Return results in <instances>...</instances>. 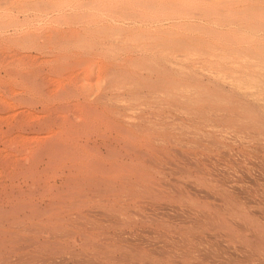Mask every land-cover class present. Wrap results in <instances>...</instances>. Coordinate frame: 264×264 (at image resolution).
Wrapping results in <instances>:
<instances>
[{"label": "rangeland", "instance_id": "1", "mask_svg": "<svg viewBox=\"0 0 264 264\" xmlns=\"http://www.w3.org/2000/svg\"><path fill=\"white\" fill-rule=\"evenodd\" d=\"M1 1L2 0H0V6L3 5L4 7L3 6L0 7L2 8L0 9V13H1L0 22L6 21L5 23H7V26L4 28L5 25L3 24L4 22H2V24L0 23L1 24L0 48L2 47L0 49V102H1L0 108H2L0 109V127H2L0 128V164H2L0 165V179H1L0 203H1V199L4 197L5 200L3 203H6L7 207H9L10 206L9 204H11V202H9V199L11 198L12 192H14L12 194L13 196L16 192H20L18 191V189L21 190L22 188V190H25L28 193L29 191L33 192V190L38 187L37 190H34V194L37 195L35 196L34 194H32V196L34 195L32 199H34L36 205L40 204L38 205V208L39 209L45 208L44 210H48V211L54 208L53 211L54 212L56 211L58 215H62L65 220L66 217L67 219L69 218L68 222L67 220L65 222L64 219L62 221H59L58 226L60 225L62 226L63 223L65 225V226L63 225L64 229L62 230L61 229L59 230V228H57V230L56 228H53V226L56 225H52L51 228L50 222L48 223L47 221L46 222L49 224L48 225L45 222L47 226L44 223H43L44 225L43 224L41 225V223H39L40 226L39 224L37 225V229H38L37 235H41V238L43 237L42 239H46V236L48 235L47 239L59 238L61 240H64L63 238L66 237L60 238L59 233L62 232L63 230H64L63 232H66L65 230L68 228L67 231L69 230L70 232L69 231L66 232L67 235L65 236H67V238L65 240L66 241L68 240L69 243L70 242L73 243L70 244L71 247H69L67 251L69 250L73 251L72 245H74L73 249L75 252H72V254L70 252L65 253L67 254L66 257L68 256L66 259L67 261L66 264H90V263L91 264H264V89L263 90L261 89L262 90L261 91L258 86H253L249 90L244 88H240L237 90L238 87L235 85L239 83L238 76L241 73V71L244 72L246 71L245 69L243 70V66H240L241 68L238 70L239 66L233 64L232 63L233 60L231 61L230 59H228L229 60L228 61L226 58L227 63L224 62L225 59L219 57L220 53L217 52V50H216V60H215V52H213L215 51L213 50V47L216 46L215 43L214 44L212 43L213 44L212 47L211 44L205 45V43L204 44L202 43L204 47L208 45V51H210L209 52L210 54L208 55L207 52H206L207 54H205L204 49H201L203 48V46L202 44H200L199 46L198 44L199 42H194L197 46L192 43L193 41L192 42L190 41L189 45H186L188 44V42L184 45V42L183 44L181 43L182 41L181 42L175 41L176 37L174 39L176 43L171 42L169 38H171V36L173 38L174 35L168 34L166 33V31L167 30L183 31L182 29L184 28L181 27L178 28V26L172 24L175 22V18H172L168 15V10L160 11V9H156L160 7L159 6L160 4L158 5L159 7L156 6L155 8L156 10H155L153 7L150 6L149 3L151 2L149 0H135V1L134 0H126V1L125 0L122 1L95 0L96 2L92 0V2L94 1L93 2L94 4L90 2L91 0L89 1L66 0L67 2H65V0L64 1L57 0L58 2L56 0H37V2L39 1L38 4L44 1L41 3L42 5L39 4L41 7L39 5H36L37 3L36 0H24V1L4 0L2 2ZM145 1H147V3L149 2L148 3L149 7L146 5ZM155 1L158 4L161 0H155ZM155 1H152L154 2L152 3L153 5L154 4L157 5ZM164 1L166 0H162L163 3ZM167 1L165 3H167ZM202 1L203 3L205 2V0ZM208 1L210 4L214 3L212 4V6L214 5L215 7L217 6L218 8H222V7L227 8V9L224 8L222 9L224 10L223 12L225 14L228 12L227 14L229 16L231 14L229 8L231 9L235 8V4L233 5L234 1L233 3L231 2L232 0L231 1L226 0V2H224L226 6L222 2L225 0L221 1L222 4L220 3V1H216V2L215 0L213 1L208 0ZM208 1H206L205 3H207L206 5L209 6L210 4L208 3ZM246 1H239V3L237 2V4L244 5L245 3L248 4L249 2L253 3V1L256 0L253 1L246 0ZM55 2L56 5L54 4L53 6V3ZM100 2L102 3V5ZM169 2L170 1H168V3ZM105 4L107 5V7L104 6ZM111 4L114 6L112 7ZM122 5L123 8L120 7ZM18 6L19 8L23 6L24 7L18 9ZM93 6L95 7V9ZM39 7L41 8V10ZM128 7L130 10L128 9V11H126L125 13L124 11ZM183 7L184 6H180L181 9ZM112 8L113 9L115 8L116 10H113ZM131 8L134 10H132ZM196 8L197 6L195 5L194 14L192 13L193 11L190 12L192 13V15H190V13L187 12V17L183 18L182 20L190 23L194 22L193 24L197 23V25L199 26H201V24H206L208 22V17H206L208 13L204 12L205 14L207 13L205 16L204 14H202L203 13L202 9L199 10V8H197L200 11L199 12ZM6 9L8 12L6 11ZM108 9H110L111 11ZM131 10L132 12L127 14ZM81 13H83L84 15ZM120 13L122 15H120ZM173 13L174 12L171 10L169 14H173ZM198 13H201L202 15ZM63 14H65L66 17ZM117 14L120 16H118ZM125 14L126 16L128 15L129 16L126 17ZM212 14L214 15L213 12ZM134 15H136L137 17ZM7 16L8 17L10 16L9 17L10 19ZM39 16L42 17L40 18ZM141 16L142 18H140ZM229 16L228 18H231ZM64 17L67 19V21L65 20ZM179 19L180 18H178L177 21ZM92 20H94L95 22ZM182 20L180 19V21ZM53 21L56 22L54 23ZM118 25L120 28L118 27ZM124 26L129 28L128 29L124 28ZM142 26L144 27L142 28ZM47 27L49 29H47ZM74 27L76 28L74 29V31L76 30L75 32L72 30ZM122 27L123 29H121ZM51 28L53 31L51 30ZM131 28L135 29L136 32L134 30L132 31ZM162 28L166 30L163 32ZM96 29L97 31H99L98 33ZM195 29L197 30V28ZM64 30L67 33H65ZM185 30L186 29H184V31ZM139 31H140V35H139ZM116 32L117 34H115ZM188 33H191L192 35L194 34L197 35L199 32L190 31ZM31 34H34V36L33 35L31 36ZM119 34L124 36L123 37L121 35L119 36ZM136 36H138L137 39ZM143 37L145 38L146 42L144 41ZM167 37H169L168 38L169 42H167L168 39L164 40ZM138 38L140 40H138ZM148 38L149 39L151 38L152 40L151 39L149 40ZM177 38H179V36ZM119 40L122 41L125 40V42L120 41L119 43ZM164 41H166L168 44H166V42L164 43ZM73 42L75 43L73 44ZM241 42L238 43L241 44ZM146 43L147 44L150 43V44L147 45ZM180 43L184 47H182ZM234 43L231 45V43L227 42L226 45L230 44L231 46L234 47L237 44L238 47L241 46L237 42ZM36 44H39L40 46ZM110 44L113 45L111 46ZM160 44H162V46ZM164 44H166L167 46ZM216 44L221 45L218 43ZM242 44H243L242 46L246 45V43H242ZM145 45L147 47H144ZM192 45L196 46V48L199 49L198 50L199 52L197 51V53H194L195 54L194 56H192L193 54L191 55L190 52L188 53V51L185 50V47L187 48L188 46V48L189 47L192 48ZM253 45L255 47V45L258 44H253ZM119 46H121L122 48ZM209 46L211 48H209ZM182 48H184V50ZM193 48L191 49L192 50L191 53H193L194 51ZM158 49H160V51ZM200 49L204 53L200 52L201 51ZM206 50L207 47L205 48V51ZM161 51H165V52H161ZM185 52L186 54H184ZM187 53L189 54L190 57L188 56ZM198 53H202L200 54L201 56H198ZM183 58H185L186 60ZM143 59L144 61L145 60L146 61L144 62ZM161 59L163 60V62ZM167 59L169 60L167 61ZM138 60H141L142 64L144 65H142ZM149 60L150 62H148ZM153 60L158 62L154 63ZM209 60H211V62L212 61L216 62V64L211 66ZM220 61L224 62L222 65H224L223 67H225L227 70L223 68L225 69V71H221L223 69L220 68L222 66ZM132 63L133 64L136 63L134 64L136 67H134ZM177 64H181V67H179L180 65L178 66ZM182 65H184L185 67ZM194 67H196L197 70L194 69ZM232 67L233 69H231ZM180 68L182 69L181 71ZM185 68H188L190 70V73L186 72L188 71V69L184 71ZM251 68H253V66H251ZM249 70H247V72H249ZM123 71H126L127 74L126 72ZM182 71H184V73ZM180 72H182L183 74H181ZM194 72L195 73L197 72V74L200 73L201 75L198 74L199 75L198 76L194 74ZM212 72H215L216 74L213 73V75H211ZM23 76L27 78H24ZM148 77L150 79H148ZM168 78H170L171 80L173 79V82L176 81V83L169 82ZM119 79L122 80L120 81ZM160 79L163 80L166 79L165 80L166 83L164 81H160ZM123 80H125V82ZM144 80L146 81L148 80L149 83L145 82ZM158 80L161 82V84L160 82H157ZM184 80H186L188 85H190L189 83H191V85L193 83L194 86V84L196 83V86L201 88V91L204 89H205L204 91H208V92L211 91L210 95L213 94V96L210 97L212 99L210 97H207L209 96V93H205L204 94L205 97L200 98V101H197L199 97L201 96L203 97L204 91L200 92L199 94H195V97L197 96V99L194 98L195 99L194 101L193 98H191L192 100L186 98L187 96L184 98L185 93L186 94L191 93V92H187L189 90L188 89L189 86H187L186 83H184V86L182 85L183 84L182 81L184 82ZM177 81L179 83H182L181 84L182 86L178 85ZM109 82L111 83L109 84ZM167 82H168V86H167ZM80 83H82V85ZM83 83H86V85L85 84L83 85ZM157 83L160 84V87L158 86ZM169 83L173 84L172 88L170 87L171 85ZM117 85H119L120 87ZM152 85L154 89L151 88ZM161 85L162 87L165 88L160 89ZM177 85L179 87L181 86L180 89L182 90L183 88L185 92L181 91ZM155 86L159 88L156 90ZM185 86H186V90H185ZM212 86H214L217 89H215ZM234 86L236 87V89ZM174 87L175 89H177V91L174 90L175 92L172 91L174 93H171L170 89H167V88H171V90H173ZM206 87L210 88L211 90H206ZM245 91L247 92L249 91L250 93L247 94L245 93ZM164 93L166 94L163 95ZM167 93H171L170 94L171 97L168 96L169 94ZM173 94L174 97L172 96ZM214 94H216V98L218 100L216 102H215L216 98L214 97L215 96ZM222 94L223 96H221ZM224 97H227L228 99V100L226 99L227 100V102L225 101L226 103L221 101V98ZM207 98L209 99V101ZM213 98H215V100ZM29 100L30 102H28ZM190 100L193 102L191 103ZM187 101L188 103L191 104V106L190 104L187 103ZM211 101L214 102L212 103ZM241 101L245 104H243ZM198 102L200 103V105L198 104ZM199 107L201 108L199 109ZM244 108L245 109L248 108V109L245 110ZM248 110L252 111L253 113L252 112L247 113ZM29 111L31 114L29 113ZM94 113H96L97 115ZM255 119L258 121H255ZM13 120L15 121V123ZM17 121L19 123L18 126H17ZM115 122L118 124H116ZM131 123L133 125L139 124V126L137 125H136L137 127L135 126L136 128L138 127H143V129L146 128L147 129L146 133L148 134L150 133V134L148 135L145 133H141L143 136L139 135L137 136V138L135 137L132 139L131 134L128 131L129 129L133 130ZM120 125L121 127L122 126L124 127V131L126 133L123 132V134H120V132L122 131V128L119 129ZM118 129L120 132H117ZM135 129L134 131H136ZM148 130L153 132L151 133ZM137 132L140 133L141 130ZM106 134L108 136H106ZM5 137L7 139H5ZM29 137L32 138L30 139ZM37 137L39 138V140H37L38 139ZM149 137L150 139H148ZM146 142L148 145L151 144L149 148ZM51 145H53L54 148L55 147L57 149L59 148L60 151L62 150L63 154H60L61 152L56 148L55 149L57 152L54 151L55 149L53 150L52 149L53 146ZM134 146L136 147L138 146L136 150L139 152L141 150V152L140 153L137 152L134 149ZM100 150L102 152V155H100L101 154L99 152ZM160 150L161 153H158L160 152ZM73 153L76 154L73 155ZM150 153L151 154L154 153V154L151 155ZM140 154L141 155L145 154L144 155L146 157L145 159H147L150 163H152L151 165H154L155 169H160L161 172L159 173V170H157L158 174H156V176L154 174L157 173V171L154 170V168H152L154 171L152 169L149 170L150 174L152 172L149 178L154 177L156 183L158 184L162 183L163 189L162 186H160V184L159 185L156 184L157 185L156 186L155 182H153L154 179L151 178L153 179L151 181V183L153 182L151 184L152 186L148 184L150 183L151 179L147 181L146 183L147 187L146 185L144 186L145 183L143 184L142 187L138 186L137 189L139 188L141 189L139 190L140 194H138L137 193L138 190L134 189L133 186L131 185L127 187V190H130L131 193L128 191L129 193L127 192V194H124L125 191L127 190L126 188L119 186L121 183L120 181H123L121 180L122 178L128 181L129 178L126 179L120 174L127 176L126 173H128V171L121 172L118 170L117 172L116 167L120 163H122L123 166L126 167L129 166L128 168H131L134 160H135L134 162L135 164H133V166H135L136 160L138 159L136 158L134 159V157L135 156L137 157L138 155H139L138 157H140L141 156ZM20 155H23L24 157ZM130 156L132 157V159L130 158ZM141 157H142L141 159H144L143 156ZM6 159L8 160L9 165H7L8 163ZM124 160H126V162H124ZM152 160H154L155 164L152 162ZM157 160H159V163L157 162ZM30 162L32 164L29 165ZM83 162H85L87 165L85 163L82 164ZM89 162L91 163V165H89L90 164ZM116 162H117V166H116ZM16 164H18L19 166ZM110 164L112 166H110ZM126 164H128V166ZM159 164L162 165L160 166ZM155 165L159 166L160 168L159 167L156 168L157 166ZM30 166L31 167L33 166L32 169H30L31 168ZM74 168H76L77 170ZM27 169L30 170L31 172L28 171ZM54 169L55 171H53ZM24 170H27L25 171L26 174L23 173ZM20 171L21 172L23 171L22 172L23 174L20 173ZM42 171L44 174L42 173ZM115 173L117 174L115 175ZM164 173L166 174L165 175L166 177L163 176ZM31 174H34V176H32ZM100 177L101 178L103 177L104 180H101ZM35 179L37 180V182L33 181ZM134 179L135 177L132 175L129 180L134 181ZM91 183H93V185ZM100 183L102 184L99 185ZM31 187L32 190L29 189ZM50 187L52 188L56 187L57 189L55 188L52 189ZM130 187L132 188L133 192L135 191L134 197L132 195L131 189H128ZM117 188L118 190H116ZM122 188L125 190L124 192ZM145 189L147 190V192ZM180 189H182V191H180ZM102 190H104L105 192ZM151 190L153 192H151ZM170 190H172L173 192H171ZM55 191L57 193H55ZM117 191L121 193L123 192V195L131 194L130 198L129 196L128 198L127 196L123 197V195L121 194L122 199L125 198L124 201L126 203L123 202L125 204V208H126L125 210L123 207L122 208L120 207L122 210L119 208V206L122 205L119 204L117 205L115 204L114 201H111L115 199L113 195L115 193H118ZM70 193H72L73 195ZM136 193L139 195L137 196L139 198L135 197V195H137ZM60 194L61 196L62 195L64 196L61 197ZM74 194L76 195L75 197H73ZM164 196L167 197L168 199H166ZM171 196L172 199L170 198ZM175 198L177 200H175ZM157 214L158 217L161 214L165 215L164 216L165 220H163L162 222L164 224L163 226L161 225V223L159 224V222L153 221L152 217H157ZM81 215L84 219L81 217ZM147 218L151 220L148 221ZM60 222L63 223L60 224ZM84 223H85V227L89 226L88 228L91 230V232L93 230L94 237L92 238H98L101 242L104 240V242L110 241L121 245L124 244L125 246L124 245L123 246L132 249L133 251L131 250V252L133 253L130 252L127 253L126 255H122V253L125 254V251L118 253L110 249L106 250V248H102V247L96 248L95 250V247L89 244H87V246L84 247L85 244H83L84 243L83 241H85L84 239L86 238H82L84 236H82L78 232L77 234L75 233L76 231H79V228L77 229L76 227L84 226L83 225ZM9 224L11 223L6 222L4 224H1L0 231L2 230V232H4L5 230L6 233H9L10 231H12V228L13 229L17 228L16 230H18L20 233L31 234V235L35 234L32 230L33 228H31V230L28 229L27 231L26 229H22V226L19 227L18 229V227ZM90 226L92 227V229ZM53 229L55 230V232ZM89 229L88 231H90ZM21 230L26 232H22ZM30 231L34 234L30 233ZM110 233L111 235L113 234L114 235L111 237L110 235H107ZM97 234L98 236L99 235L100 236L99 237L96 236ZM114 236L117 238L115 239ZM76 238L78 242L74 240ZM118 239L122 241H119ZM116 240L119 241V243ZM74 243H76V245ZM22 245L25 246L24 249H22L23 247ZM81 248H83L84 251H82ZM21 249L22 251L25 250V252H27V251H31L33 248H31L30 246L27 247L25 243H22ZM87 249H89L90 251ZM76 250H79L80 252H77ZM93 250L98 252L97 253L95 252L96 254H91L92 252H94ZM113 252L117 253V255L115 253L113 254ZM1 253H0V255H2L0 256L1 264H4L2 263V261H6V256H8L7 261L9 260L10 262L13 260L15 261L16 257L18 256L15 255L14 257V254H12L11 252H9V250L6 249L3 250V252ZM35 253L41 254L40 252L37 251H35ZM110 254L111 256H109ZM94 255L95 257L97 255V258H95ZM115 255L117 258L115 257ZM23 256L27 257L26 254ZM89 256L95 261L93 260L94 262H90L92 259ZM16 261L18 262L19 259Z\"/></svg>", "mask_w": 264, "mask_h": 264}, {"label": "bare ground", "instance_id": "2", "mask_svg": "<svg viewBox=\"0 0 264 264\" xmlns=\"http://www.w3.org/2000/svg\"><path fill=\"white\" fill-rule=\"evenodd\" d=\"M2 1H4V0H2ZM1 1V2H2ZM22 1H24V0H22ZM57 1V0H56ZM64 1V0H63ZM70 1V0H69ZM89 1V0H88ZM95 1V0H94ZM93 1V2H94ZM122 1V0H121ZM126 1V0H125ZM135 1V0H134ZM151 3H149L150 4V6L151 7H153L154 9L156 8V6H158L159 4V8H156V9H160V11L162 10H168V15L170 16V17H172V18H175V22L174 23H172V24H174L175 26H178V28L179 27H181V28H184V29H186L185 31H184V29H182L183 31H174V30H167L166 31V33H168V34H171V35H174V37L172 38V36H171V38H169L170 37V35H169V37H167L166 39H164V40H167L168 38L170 39V41L171 42H173V43H176L175 41H179V42H181L182 44H183V42H184V45L188 42V44H186V45H189V42L191 41H193L192 43L194 44V45H196L194 42H199L198 44H199V46H200V44H204L205 43V45L206 44H211V47L213 46V44L215 43V45L217 46H214L213 47V50H215V51H213V52H215V60H216V50H217V52H219L220 54H219V57H221V58H223V59H225L224 60V62H226V58H227V60L228 59H230L231 61H232V63L233 64H235L236 66H239V68H238V70L241 68L240 66H243V70L245 69L246 71L244 72V71H241V73L239 74V76H238V80H239V83H237V85H235V86H237L238 88H237V90L238 89H240V88H244V89H250L251 87H253V86H258L259 88H260V90L262 89H264V0H256V1H253V3L252 2H249V1H251V0H249L248 2V4H237V2L239 3V1H246V0H239V1H237V0H230L232 3H233V1H234V3H233V5L235 4V8H233V9H231V8H229L230 10L229 11H231V14H230V16L226 13H224L223 11V9L222 8H224V7H222V8H218L217 6L215 7L214 5V7L212 6V4H214V3H209V1L208 0H205V2L206 1H208V3L210 4L209 6L208 5H206L207 3H203V1L202 0H168V1H170L169 3H168V1H167V3H165L166 1H164V3L162 2V0L157 4V2L155 1V0H152V1H155V3L157 4V5H153L152 3H154V2H152L151 0H149ZM211 1V0H210ZM213 1V0H212ZM216 1H220V3L222 4V2L224 3V2H226V0L225 1H222V0H215V2ZM222 1V2H221ZM13 2V1H12ZM18 2V1H17ZM29 2V1H28ZM33 2V1H32ZM36 2H37V0H36ZM39 2V1H38ZM38 2L36 3V5H42L41 3L42 2H44V1H42V2H40L39 4H38ZM53 2V1H52ZM58 2V1H57ZM65 2H67L66 0H65ZM90 2H92V0L90 1ZM92 2V4H94ZM96 2V1H95ZM112 2V1H111ZM146 2V5L148 6V3H147V1H145ZM161 2H162V4H161ZM247 2V1H246ZM8 3H11V2H8ZM63 3V2H62ZM78 3H80V2H78ZM83 3V2H82ZM88 3V2H87ZM86 3V4H87ZM101 3V2H100ZM103 3H105V2H103ZM118 3V2H117ZM124 3V2H123ZM219 3V4H220ZM243 3V2H242ZM4 4V3H3ZM49 4H50V1H49ZM54 4L56 5V2L55 3H53V6H54ZM70 4V3H69ZM106 4H108V3H106ZM104 5V6H106L107 7V5ZM114 4V3H113ZM120 4V3H119ZM127 4V3H126ZM133 4V3H132ZM153 6H152V5ZM216 4V3H215ZM220 4V5H221ZM227 4V3H226ZM28 5V4H27ZM39 5V6H40ZM48 5V4H47ZM79 5V4H78ZM77 5V6H78ZM100 5V4H99ZM101 5H102V3H101ZM112 5V4H111ZM125 5V4H124ZM135 5V4H134ZM197 6V8H199V10L200 9H202V14H204L205 16H206V14H207V16L206 17H208V22L206 23V24H201V26H199V25H197V23L196 24H193L194 22H192V23H190V22H187V21H183L182 19L183 18H186L187 17V12L188 13H190V12H192L193 14H194V6ZM198 5H200V6H198ZM204 5H205V7H204ZM224 5H225V3H224ZM237 5V6H236ZM1 6H3V5H1ZM0 6V7H1ZM29 6V5H28ZM32 6V5H31ZM51 6V5H50ZM59 6H61V5H59ZM63 6V5H62ZM75 6V5H74ZM80 6V5H79ZM92 6V5H91ZM95 6V5H94ZM93 6V7H94ZM110 6V5H109ZM108 6V7H109ZM114 5H112V7H113ZM136 6V5H135ZM155 6V7H154ZM180 6H184L182 9L180 8ZM186 6V7H185ZM226 6V5H225ZM228 6V5H227ZM4 7V6H3ZM24 7V6H23ZM23 7H20L19 8V6H18V9H21V8H23ZM26 7V6H25ZM41 7V6H40ZM39 7V8H40ZM111 7V6H110ZM120 7H122L123 8V5L122 6H120ZM119 7V8H120ZM129 7H131V6H129ZM129 7L128 8H126V10L125 9H122V10H125L124 12L126 13V11H128V9H129ZM134 7V6H133ZM149 7V6H148ZM147 7V8H148ZM150 7V8H151ZM7 8V7H6ZM16 8V7H15ZM28 8V7H27ZM33 8V7H32ZM35 8V7H34ZM64 8H66V7H64ZM88 8H89V5H88ZM104 8V7H103ZM124 8H125V6H124ZM137 8V7H136ZM135 8V9H136ZM186 8H188V9H186ZM196 8V9H197ZM0 9H2V8H0ZM4 9V8H3ZM9 9V8H8ZM13 9V8H12ZM18 9H16V10H18ZM25 9V8H24ZM23 9V10H24ZM30 9V8H29ZM37 9V8H36ZM48 9V8H47ZM52 9V8H51ZM69 9V8H68ZM86 9V8H85ZM94 9H95V7H94ZM113 9V8H112ZM132 9V8H131ZM155 9V10H156ZM175 11H174V10ZM195 9V10H196ZM224 9H227V8H224ZM26 10V9H25ZM28 10V9H27ZM40 10H41V8H40ZM44 10H46V9H44ZM50 10V9H49ZM93 10V9H92ZM102 10V9H101ZM108 10H110V9H108ZM113 10H116L115 8L113 9ZM130 10V9H129ZM132 10H134V9H132ZM132 10L131 11H129L127 14H129L130 12H132ZM140 10H141V8H140ZM148 10V9H147ZM173 11L174 13L173 14H169L170 13V11ZM198 10V9H197ZM198 10V11H199ZM6 11H7V9H6ZM5 11V12H6ZM39 11V10H38ZM106 11V10H105ZM111 11V10H110ZM138 11V10H137ZM4 12V11H3ZM8 12V11H7ZM57 12V11H56ZM76 12V11H75ZM74 12V13H75ZM77 12H78V10H77ZM92 12V11H91ZM115 12H117V11H115ZM118 12H119V10H118ZM120 12H121V10H120ZM157 12V11H156ZM159 12V11H158ZM200 12V11H199ZM204 12H207L206 14L204 13ZM212 12L214 13V15L212 14ZM11 13V12H10ZM41 13V12H40ZM63 13V12H62ZM80 13V12H79ZM87 13V12H86ZM123 13V12H122ZM137 13V12H136ZM161 13V12H160ZM167 13V12H166ZM183 13V14H182ZM192 13H190V15H192ZM1 14V13H0ZM3 14V13H2ZM81 14H83V13H81ZM97 14V13H96ZM116 14V13H115ZM124 14V13H123ZM140 14V13H139ZM148 14V13H147ZM146 14V15H147ZM164 14V13H163ZM186 14V15H185ZM198 14H201V13H198ZM201 14V15H202ZM41 15V14H40ZM64 16H65V14H63ZM74 15V14H73ZM77 15V14H76ZM84 15V14H83ZM86 15V14H85ZM90 15V14H89ZM93 15H94V13H93ZM112 15V14H111ZM118 15V14H117ZM120 15H122L121 13H120ZM120 15H118V16H120ZM132 15V14H131ZM138 15V14H137ZM157 15V14H156ZM189 15V16H190ZM4 16H5V14H4ZM72 16V15H71ZM80 16V15H79ZM125 16H126V14H125ZM129 16V15H128ZM128 16H126V17H128ZM134 16H136V15H134ZM139 16V15H138ZM163 16H165V15H163ZM228 16L229 17H231V18H228ZM8 17V16H7ZM10 17V16H9ZM8 17V18H9ZM40 17V16H39ZM42 17V16H41ZM40 17V18H41ZM53 17V16H52ZM55 17V16H54ZM59 17V16H58ZM57 17V18H58ZM61 17V16H60ZM66 17V16H65ZM64 17V18H65ZM81 17H82V15H81ZM88 17V16H87ZM89 17H91V16H89ZM103 17V16H102ZM124 17V16H123ZM131 17V16H130ZM137 17V16H136ZM150 17V16H149ZM3 18V17H2ZM25 18V17H24ZM51 18V17H50ZM49 18V19H50ZM56 18V19H57ZM118 18V17H117ZM120 18V17H119ZM140 18H142V16L140 17ZM154 18V17H153ZM178 18H180L182 21H180V19L177 21V19ZM10 19V18H9ZM12 19V18H11ZM28 19V18H27ZM55 19V18H54ZM72 19V18H71ZM76 19V18H75ZM92 19V18H91ZM126 19V18H125ZM130 19V18H129ZM133 19V18H132ZM157 19V18H156ZM162 19V18H161ZM229 19V20H228ZM26 20V19H25ZM58 20V19H57ZM56 20V21H57ZM65 20L67 21V19L65 18ZM74 20V19H73ZM80 20V19H79ZM85 20V19H84ZM187 20V19H186ZM15 21V20H14ZM23 21V20H22ZM41 21V20H40ZM47 21V20H46ZM55 21V22H56ZM68 21H69V19H68ZM76 21V20H75ZM74 21V22H75ZM78 21V20H77ZM92 21H94V20H92ZM173 21V20H172ZM2 22H4L3 24H5L4 25V28L7 26V23H5L6 21H2ZM2 22H0L1 24H2ZM9 22V21H8ZM17 22H18V20H17ZM16 22V23H17ZM54 22V21H53ZM54 22V23H55ZM61 22H63V21H61ZM89 22V21H88ZM95 22V21H94ZM202 22V21H201ZM12 23V22H11ZM21 23V22H20ZM47 23V22H46ZM71 23V22H70ZM85 23H87V22H85ZM1 24H0V26H1ZM24 24V23H23ZM97 24V23H96ZM117 24V23H116ZM133 24V23H132ZM156 24V23H155ZM16 25V24H15ZM25 25V24H24ZM91 25V24H90ZM109 25V24H108ZM115 25V24H114ZM121 25V24H120ZM124 25V24H123ZM122 25V26H123ZM173 25V26H174ZM3 26V25H2ZM39 26V25H38ZM102 26V25H101ZM126 26V25H125ZM124 26V28H127V27H125ZM133 26V25H132ZM147 26V25H146ZM155 26V25H154ZM174 26V27H175ZM41 27H42V25H41ZM82 27V26H81ZM107 27V26H106ZM118 27H119V25H118ZM144 26H142V28H143ZM193 27H195V28H197V30L195 29V28H193ZM3 28V29H4ZM57 28V27H56ZM60 28V27H59ZM72 28V27H71ZM96 28H97V26H96ZM113 28V27H112ZM120 28V27H119ZM129 28V27H128ZM127 28V29H128ZM172 28V27H171ZM224 28H225V30H224ZM1 29V28H0ZM45 29H46V27H45ZM47 29H49L48 27H47ZM74 29H76L75 27L72 29L73 31H74ZM92 29H94V28H92ZM103 29V28H102ZM101 29V30H102ZM108 29H109V27H108ZM110 29H111V27H110ZM121 29H123V27L121 28ZM132 29V28H131ZM163 29V28H162ZM176 29V28H175ZM195 29V30H194ZM40 30V29H39ZM51 30H52V28H51ZM106 30H107V28H106ZM126 30V29H125ZM135 31L136 32V30L135 29H132V31ZM149 30V29H148ZM156 30V29H155ZM166 29H163V32L165 31ZM189 30V31H188ZM26 31V30H25ZM24 31V32H25ZM33 31H35V30H33ZM53 31V30H52ZM72 31V32H73ZM76 31V30H75ZM74 31V32H75ZM91 31V30H90ZM96 31H97V29H96ZM143 31H145V30H143ZM147 31V30H146ZM152 31V30H151ZM160 31V30H159ZM192 32V31H197V32H199L197 35H192L191 33H188V32ZM10 32V31H9ZM8 32V33H9ZM12 32H13V30H12ZM23 32V33H24ZM37 32V31H36ZM35 32V33H36ZM57 32V31H56ZM64 32H65V30H64ZM70 32V31H69ZM99 31H97V33H98ZM114 32V31H113ZM118 32V31H117ZM117 32L115 33V34H117ZM142 32V31H141ZM29 33V32H28ZM39 33H41V32H39ZM49 33V32H48ZM65 33H67V32H65ZM77 33V32H76ZM119 33V32H118ZM134 33V32H133ZM144 33H147V32H144ZM151 33V32H150ZM4 34V33H3ZM38 34V33H37ZM56 34V33H55ZM64 34V33H63ZM71 34V33H70ZM80 34V33H79ZM115 34H113V35H115ZM129 34V33H128ZM135 34V33H134ZM142 34V33H141ZM24 35V34H23ZM25 35H27V34H25ZM34 36V34H31V36ZM41 35V34H40ZM51 35V34H50ZM53 35V34H52ZM61 35H62V33H61ZM65 35V34H64ZM72 35V34H71ZM108 35V34H107ZM112 35V34H111ZM121 34H119V36H120ZM126 35V34H125ZM132 35V34H131ZM136 35V34H135ZM134 35V36H135ZM138 35V34H137ZM139 35H140V31H139ZM144 35V34H143ZM143 35H141V36H143ZM149 35V34H148ZM148 35H147V37H148ZM151 35V34H150ZM157 35V34H156ZM36 36V35H35ZM54 36V35H53ZM87 36V35H86ZM122 36V35H121ZM124 36V35H123ZM122 36V37H123ZM128 36H130V35H128ZM127 36V37H128ZM133 36V37H134ZM141 36H140V38H141ZM159 36H161V35H159ZM179 36V38H177ZM11 37V36H10ZM14 37V36H13ZM17 37H19V36H17ZM27 37H29V36H27ZM40 37V36H39ZM56 37V36H55ZM54 37V38H55ZM60 37V36H59ZM62 37H64V36H62ZM73 37V36H72ZM104 37V36H103ZM106 37V36H105ZM109 37V36H108ZM107 37V38H108ZM112 37V36H111ZM132 37V38H133ZM137 37L138 36H136V39H137ZM145 37V36H144ZM143 37V38H144ZM154 37H155V35H154ZM166 37V36H165ZM175 37H176V39H175ZM3 38V37H2ZM31 38V37H30ZM38 38V37H37ZM51 38V37H50ZM53 38V39H54ZM70 38V37H69ZM102 38V37H101ZM114 38H116V37H114ZM129 38H131V37H129ZM34 39V38H33ZM40 39V38H39ZM46 39H48V38H46ZM52 39V40H53ZM56 39V38H55ZM58 39V38H57ZM62 39V38H61ZM64 39V38H63ZM84 39V38H83ZM100 39V38H99ZM104 39V38H103ZM113 39V38H112ZM126 39V38H125ZM149 39V38H148ZM151 39V38H150ZM149 39V40H150ZM155 39H156V37H155ZM163 39V38H162ZM169 39H168V41L167 42H169ZM174 39H175V41H174ZM10 40V39H9ZM19 40V39H18ZM17 40V41H18ZM28 40V39H27ZM32 40V39H31ZM44 40H45V38H44ZM90 40V39H89ZM92 40V39H91ZM111 40V39H110ZM116 40V39H115ZM134 40V39H133ZM138 40H140L139 38H138ZM138 40H136V41H138ZM152 40V39H151ZM11 41V40H10ZM15 41V40H14ZM48 41V40H47ZM49 41H50V39H49ZM54 41V40H53ZM58 41V40H57ZM99 41V40H98ZM117 41V40H116ZM115 41V42H116ZM120 41L121 42H125V40H119V43H120ZM127 41H129V40H127ZM135 41V40H134ZM133 41V42H134ZM144 41H145V38H144ZM241 41H243V42H241ZM34 42V41H33ZM42 42V41H41ZM60 42V41H59ZM58 42V43H59ZM64 42H65V40H64ZM69 42V41H68ZM112 42V41H111ZM146 42V41H145ZM160 42V41H159ZM158 42V43H159ZM163 42V41H162ZM166 41H164V43H165ZM166 42V44H168ZM224 42H225V44H224ZM227 42L228 43H231V45L234 43V42H241V44L240 43H238V44H240L241 46H237V44H236V46H231L230 44L229 45H226L227 44ZM62 43V42H61ZM70 43V42H69ZM75 42H73V44H74ZM93 43V42H92ZM104 43V42H103ZM141 43V42H140ZM180 43V44H181ZM191 43V44H192ZM213 43V44H212ZM216 43H218V44H221V45H217ZM242 43H246V45L245 46H242L243 44ZM5 44V43H4ZM14 44V43H13ZM16 44V43H15ZM28 44V43H27ZM26 44V45H27ZM34 44V43H33ZM42 44V43H41ZM48 44V43H47ZM67 44V43H66ZM114 44V43H113ZM112 44V45H113ZM117 44V43H116ZM115 44V45H116ZM143 44V43H142ZM141 44V45H142ZM147 44V43H146ZM150 43H148L147 45H149ZM166 44H164V45H166ZM171 44V43H170ZM181 44V46L182 47H184L183 45ZM190 44V45H191ZM202 44V46H203V48H201V47H198V48H201V49H204V52H205V54H207L208 53V55L210 54L209 52L210 51H208V45L207 46H205L204 47V45ZM222 44H224V45H222ZM235 44V43H234ZM253 44H258V45H261V44H263V45H261V46H258V45H255V47H254V45ZM36 45H39V44H36ZM111 45V44H110ZM111 45V46H112ZM126 45V44H125ZM135 45V44H134ZM141 45H139V46H141ZM161 46H162V44H160ZM159 45V46H160ZM172 45V44H171ZM175 45V44H174ZM176 45H178V44H176ZM194 45H192V48L194 49V51H193V53H191V49L192 48H188V46H187V48L185 47V50H187L188 51V53L190 52V54L192 55V56H194L195 54L194 53H197V51L199 50V49H197L196 48V46H194ZM226 45V46H225ZM1 46V45H0ZM35 46V45H34ZM40 46V45H39ZM48 46V45H47ZM51 46V45H50ZM57 46V45H56ZM66 46V45H65ZM69 46H71V45H69ZM89 46V45H88ZM92 46V45H91ZM90 46V47H91ZM167 46V45H166ZM181 46H179V47H181ZM257 46V47H256ZM89 47V48H90ZM106 47V46H105ZM114 47V46H113ZM117 47H118V45H117ZM119 47H121V46H119ZM128 47V46H127ZM143 47V46H142ZM144 47H147L146 45L144 46ZM158 47V46H157ZM165 47V46H164ZM168 47H170V46H168ZM175 47V46H174ZM173 47V48H174ZM207 47V50L205 51V48ZM210 46H209V48H211ZM2 48V47H1ZM0 48V49H1ZM122 48V47H121ZM153 48V47H152ZM159 48V47H158ZM16 49V48H15ZM20 49V48H19ZM33 49V48H32ZM59 49V48H58ZM92 49H93V47H92ZM131 49V48H130ZM150 49V48H149ZM155 49V48H154ZM153 49V50H154ZM161 49H162V47H161ZM170 49V48H169ZM176 49H177V47H176ZM181 49V48H180ZM183 50H184V48H182ZM189 49V50H188ZM200 49V50H201ZM7 50V49H6ZM21 50V49H20ZM110 50V49H109ZM113 50V49H112ZM152 50V49H151ZM159 51H160V49H158ZM174 50V49H173ZM172 50V51H173ZM211 50V49H210ZM115 51V50H114ZM113 51V52H114ZM139 51V50H138ZM158 51V52H159ZM177 51H178V49H177ZM60 52V51H59ZM62 52V51H61ZM117 52V51H116ZM128 52V51H127ZM161 52H165V51H161ZM175 52V51H174ZM199 52V51H198ZM200 52H202V53H204L202 50L200 51ZM207 52V53H206ZM18 53V52H17ZM154 53V52H153ZM187 53V54H188ZM202 53H198V56H201L200 54H202ZM114 54V53H113ZM117 54V53H116ZM161 54V53H160ZM184 54H186V52L184 53ZM109 55V54H108ZM149 55V54H148ZM152 55H155V54H152ZM162 55V54H161ZM213 55H214V53H213ZM67 56V55H66ZM140 56V55H139ZM144 56H147V55H144ZM158 56V55H157ZM185 56V55H184ZM188 56H189V54H188ZM68 57V56H67ZM112 57V56H111ZM143 57V56H142ZM149 57V56H148ZM153 57V56H152ZM181 57V56H180ZM190 57V56H189ZM197 57V56H196ZM210 57V56H209ZM147 58V57H146ZM150 58V57H149ZM155 58V57H154ZM177 58V57H176ZM208 58V57H207ZM207 58H205V59H207ZM221 58H220V60H221ZM133 59V58H132ZM131 59V60H132ZM148 59V58H147ZM156 59V58H155ZM154 59V60H155ZM164 59V58H163ZM182 59V58H181ZM183 59H185V58H183ZM195 59V58H194ZM202 59H204V58H202ZM222 59V60H223ZM119 60V59H118ZM153 60V61H154ZM162 60V59H161ZM169 59H167V61H168ZM172 60V59H171ZM186 60V59H185ZM127 61V60H126ZM129 61V60H128ZM135 61V60H134ZM138 61H140V63L142 64V62H141V60H138ZM143 61H144V59H143ZM146 61V60H145ZM144 61V62H145ZM194 61V60H193ZM206 61H208V60H206ZM210 61V64H211V66H213L214 64H216V62H214V61H212L211 62V60H209ZM229 61V60H228ZM148 62H150V60L148 61ZM155 62H158V61H154V63ZM162 62H163V60H162ZM170 62V61H169ZM221 62V61H220ZM224 62H221V65L224 63ZM139 63V64H140ZM147 63V62H146ZM153 63V64H154ZM171 63V62H170ZM174 63H176V62H174ZM181 63V62H180ZM209 63V62H208ZM213 63V64H212ZM227 63V62H226ZM133 64V63H132ZM134 64H136V63H134ZM133 64V65H134ZM140 64V65H141ZM157 64H159V63H157ZM161 64H163V63H161ZM165 64V63H164ZM173 64V63H172ZM184 64V63H183ZM232 64V65H233ZM142 65H144V64H142ZM155 65V64H154ZM167 65V64H166ZM179 67H181V64H177ZM185 65V64H184ZM184 65H182V66H184ZM234 65V66H235ZM151 66V65H150ZM170 66V65H169ZM224 65H222L221 67H220V65H219V67L220 68H225V67H223ZM226 66V65H225ZM251 66H253V68H251ZM255 66V67H254ZM134 67H136L135 65H134ZM138 67V66H137ZM142 67V66H141ZM175 67V66H174ZM185 67V66H184ZM188 67H189V65H188ZM218 67V68H219ZM152 68V67H151ZM183 68V67H182ZM237 68V67H236ZM167 69V68H166ZM175 69V68H174ZM173 69V70H174ZM179 69V68H178ZM188 68H185L184 69V71H186ZM194 69H196V67H194ZM226 69V68H225ZM225 69H223V70H221V69H219V70H221V71H225ZM229 69V68H228ZM231 69H233V67L231 68ZM249 69H251V70H249ZM172 70V69H171ZM182 69L180 68V71H181ZM197 70V69H196ZM215 70V69H214ZM213 70V71H214ZM227 70V69H226ZM237 70V69H236ZM247 70H249V72H247ZM113 71H116V70H113ZM120 71V70H119ZM162 71V70H161ZM160 71V72H161ZM167 71V70H166ZM176 71H178V70H176ZM184 71H182L183 73H184ZM189 71V72H188ZM188 71H186L187 73H190V70L188 69ZM235 71V70H234ZM26 72V71H25ZM123 72H126V71H123ZM122 72V73H123ZM159 72V71H158ZM182 72H180L181 74H183ZM198 72H200V71H198ZM15 73H16V71H15ZM14 73V74H15ZM27 73H28V71H27ZM175 73H177V72H175ZM186 73V74H187ZM202 73V72H201ZM213 73H215V72H212V74L211 75H213ZM32 74V73H31ZM38 74V73H37ZM113 74V73H112ZM126 74H127V72H126ZM135 74V73H134ZM159 74V73H158ZM186 74H184V75H186ZM193 74V73H192ZM194 74H196V75H198V74H200V73H198L197 74V72L195 73L194 72ZM193 74V75H194ZM216 74V73H215ZM237 74V73H236ZM116 75V74H115ZM119 75V74H118ZM190 75V74H189ZM201 75V74H200ZM205 75V74H204ZM17 76V75H16ZM22 76V75H21ZM110 76V75H109ZM125 76V75H124ZM131 76V75H130ZM192 76V75H191ZM199 76V75H198ZM210 76V75H209ZM217 76V75H216ZM24 77V76H23ZM127 77V76H126ZM134 77V76H133ZM140 77V76H139ZM197 77V76H196ZM224 77V76H223ZM247 77H249V78H247ZM24 78H27V77H24ZM109 78V77H108ZM141 78V77H140ZM144 78V77H143ZM142 78V79H143ZM147 78V77H146ZM161 78H163V77H161ZM198 78V77H197ZM122 79H123V77H122ZM121 79V80H122ZM126 79V78H125ZM130 79V78H129ZM129 79H127V80H129ZM133 79V78H132ZM134 79H136V78H134ZM148 79H150L149 77H148ZM159 79V78H158ZM169 80V82H173V79L171 80L170 78H168ZM185 79V78H184ZM188 79V78H187ZM32 80V79H31ZM114 80V79H113ZM118 80V79H117ZM120 80V79H119ZM120 80V81H121ZM166 80V79H165ZM165 80H163V79H160V81H164L165 82ZM171 80V81H170ZM199 80V79H198ZM211 80V79H210ZM246 80H248V81H246ZM124 82H125V80H123ZM133 81V80H132ZM141 81H143V80H141ZM145 82H147V83H149L148 82V80L146 81V80H144ZM159 80L157 81V82H160ZM179 81V80H178ZM177 81V83H178V85H181L182 83V85L184 86V83H186L187 84V86H189L188 87V89L190 90H188L187 92H191V93H188V94H190V95H188V94H184V98L186 97V98H188V99H191V98H193V101L195 100L194 98H196L197 99V96L195 97V94H199L200 92H203L204 90H202L201 91V88H199L198 86H196V83L194 84V86H193V83H192V85H191V83H189L190 85H188V83L186 82V80H184V82L182 81V83H179ZM209 81V80H208ZM214 81V80H213ZM25 82V81H24ZM27 82V81H26ZM32 82V81H31ZM139 82V81H138ZM191 82V81H190ZM198 82V81H197ZM218 82V81H217ZM111 82H109V84H110ZM115 83V82H114ZM130 83V82H129ZM131 83H133V82H131ZM137 83V82H136ZM141 83V82H140ZM163 83V82H162ZM166 83V82H165ZM173 83H176V81H174ZM210 83V82H209ZM31 84V83H30ZM29 84V85H30ZM81 85H82V83H80ZM86 85V83H83V85ZM117 84H119V83H117ZM121 84V83H120ZM146 84V83H145ZM150 84H152V83H150ZM149 84V85H150ZM158 84V83H157ZM160 84H161V82H160ZM160 84H158V86L160 87ZM170 84V83H169ZM185 84V85H186ZM218 84V83H217ZM236 84V83H235ZM40 85V84H39ZM77 85V84H76ZM91 85V84H90ZM101 85H102V83H101ZM130 85V84H129ZM154 85V84H153ZM153 85H152V87L151 88H153ZM171 86V88L173 87L172 85L173 84H170ZM177 85V86H178ZM181 85V86H182ZM199 85V84H198ZM200 85H201V83H200ZM199 85V86H200ZM203 85V84H202ZM205 85V84H204ZM31 86V85H30ZM36 86V85H35ZM34 86V87H35ZM115 86H116V84H115ZM117 86H119V85H117ZM137 86H138V84H137ZM136 86V87H137ZM141 86V85H140ZM140 86H139V88H140ZM165 86V85H164ZM167 86H168V82H167ZM181 86L179 87V89L181 88ZM215 86V85H214ZM214 86H212V87H214ZM234 86V87H235ZM103 87H106V86H103ZM110 87V86H109ZM120 87V86H119ZM130 87V86H129ZM156 87V90L159 88H157V86H155ZM176 87V86H175ZM175 87H174V89L173 90H171V88H167V89H170V91H171V93H174L175 91H177V89H175ZM201 87V86H200ZM135 88V87H134ZM133 88V89H134ZM143 88V87H142ZM162 88H165V87H162V85H161V88L160 89H162ZM177 88V87H176ZM215 88V87H214ZM221 88V87H220ZM37 89V88H36ZM119 89V88H118ZM136 89V88H135ZM138 89V88H137ZM154 89V88H153ZM159 89V90H160ZM215 89H217V88H215ZM235 89H236V87H235ZM34 90V89H33ZM81 90V89H80ZM99 90V89H98ZM165 90V89H164ZM175 90V91H174ZM181 90V89H180ZM185 90H186V86H185ZM206 90H211L210 88H208V87H206ZM261 90V91H262ZM140 91V90H139ZM168 91V90H167ZM172 91H174V92H172ZM181 91H184L183 90V88H182V90ZM218 91V90H217ZM106 92V91H105ZM160 92V91H159ZM161 92H162V90H161ZM166 92V91H165ZM169 92V91H168ZM185 92V91H184ZM184 92H182V93H184ZM211 92V91H210ZM210 92H208V91H204V93H203V97L201 96V97H199V99H197V101H200V98H204L205 96H204V94L205 93H209V96H207V97H210V96H213V94L212 95H210ZM213 92V91H212ZM156 93V92H155ZM171 93H167V94H169L168 96H170V94ZM177 93V92H176ZM245 93H247V94H249L250 92L248 91H245ZM138 94V93H137ZM161 94V93H160ZM166 93H164L163 95H165ZM194 94V95H193ZM202 94V93H201ZM200 94V95H201ZM28 95V94H27ZM43 95V94H42ZM51 95V94H50ZM200 95H198V96H200ZM215 96V98H216V94H214ZM226 95V94H225ZM229 95V94H228ZM227 95V96H228ZM232 95V94H231ZM47 96H49V95H47ZM173 97H174V94L172 95ZM221 96H223V94L221 95ZM233 96V95H232ZM243 96V95H242ZM245 96V95H244ZM31 97V96H30ZM32 97H34V96H32ZM157 97H158V95H157ZM171 97V96H170ZM28 98V97H27ZM46 98V97H45ZM110 98H112V97H110ZM179 98H180V96H179ZM211 98V97H210ZM215 98H213L214 100H215ZM18 99V98H17ZM49 99V98H48ZM188 99H186V100H188ZM208 99V98H207ZM206 99V100H207ZM212 99V98H211ZM227 97H224V98H221V101H223V102H227ZM231 99V98H230ZM259 99V98H258ZM26 100V99H25ZM38 100V99H37ZM183 100H185V99H183ZM192 100V99H191ZM190 100V101H191ZM205 100V99H204ZM245 100V99H244ZM3 101V100H2ZM50 101V100H49ZM193 101H191V103L193 102ZM208 101H209V99H208ZM216 101H218L217 100V98H216V100H215V102ZM239 101V100H238ZM253 101H255V100H253ZM258 101V100H257ZM7 102V101H6ZM28 102H30V100L28 101ZM38 102V101H37ZM203 102V101H202ZM212 103L214 102V101H211ZM222 102V103H223ZM225 102V103H226ZM242 102V101H241ZM1 103V102H0ZM10 103V102H9ZM8 103V104H9ZM18 103V102H17ZM27 103V102H26ZM187 103H188V101H187ZM210 103V102H209ZM243 103V102H242ZM43 104V103H42ZM51 104V103H50ZM188 104H190V103H188ZM198 104L200 105V103L198 102ZM239 104V103H238ZM243 104H245V103H243ZM5 105V104H4ZM18 105V104H17ZM196 105H197V103H196ZM222 105H224V104H222ZM227 105V104H226ZM242 105V104H241ZM250 105V104H249ZM6 106V105H5ZM9 106V105H8ZM188 106V105H187ZM190 106H191V104H190ZM204 106V105H203ZM3 107V106H2ZM11 107V106H10ZM198 107V106H197ZM240 107V106H239ZM250 107V106H249ZM43 108V107H42ZM187 108H189V107H187ZM193 108H194V106H193ZM196 108V107H195ZM201 107H199V109H200ZM0 109H2V108H0ZM8 109V108H7ZM49 109V108H48ZM107 109V108H106ZM212 109V108H211ZM242 109V108H241ZM245 109V108H244ZM243 109V110H244ZM248 108H246L245 110H247ZM13 110V109H12ZM20 110V109H19ZM52 110V109H51ZM192 110V109H191ZM194 110V109H193ZM55 111V110H54ZM93 111H95V110H93ZM99 111V110H98ZM109 111V110H108ZM195 111V110H194ZM201 111V110H200ZM204 111V110H203ZM190 112V111H189ZM249 112H252V111H250V110H248V112L247 113H249ZM9 113V112H8ZM12 113H14V112H12ZM29 113H30V111H29ZM244 113H245V111H244ZM253 113V112H252ZM16 114V113H15ZM31 114V113H30ZM94 114H96V113H94ZM109 114V113H108ZM11 115V114H10ZM46 115V114H45ZM51 115V114H50ZM97 115V114H96ZM223 115V114H222ZM224 115H226V114H224ZM246 115V114H245ZM248 115V114H247ZM253 115V114H252ZM33 116V115H32ZM99 116H100V114H99ZM254 116H256V115H254ZM253 116V117H254ZM46 117V116H45ZM102 117V116H101ZM249 117V116H248ZM247 117V118H248ZM251 117V116H250ZM8 118V117H7ZM27 118V117H26ZM35 118V117H34ZM40 118V117H39ZM42 118V117H41ZM51 118H53V117H51ZM255 118V117H254ZM22 119V118H21ZM32 119V118H31ZM48 119H50V118H48ZM257 119V118H256ZM255 119V121H258V120H256ZM259 119V118H258ZM10 120V119H9ZM34 120V119H33ZM43 120V119H42ZM41 120V121H42ZM47 120V119H46ZM5 121V120H4ZM14 121V120H13ZM23 121V120H22ZM255 121H253V122H255ZM46 122V121H45ZM260 122V121H259ZM14 123H15V121H14ZM21 123V122H20ZM24 123V122H23ZM28 123V122H27ZM48 123V122H47ZM50 123H51V121H50ZM116 123V122H115ZM114 123V124H115ZM8 124V123H7ZM18 121H17V126H18ZM116 124H118V123H116ZM132 124V123H131ZM130 124V125H131ZM2 125V124H1ZM6 125V124H5ZM12 125V124H11ZM16 125V124H15ZM112 125H113V123H112ZM139 126V124H135V125H131L132 127H133V130L132 129H129L128 131H129V133L131 134V137H132V139L133 138H137V136H139V135H142L141 133H145V134H148V133H146L147 131V129L146 128H144L143 129V127H138V128H136L137 126ZM8 126V125H7ZM22 126V125H21ZM29 126V125H28ZM31 126V125H30ZM136 126V127H135ZM70 127V126H69ZM115 127H117V126H115ZM119 127V126H118ZM136 129H135V128ZM0 128H2V127H0ZM21 128H23V127H21ZM74 128V127H73ZM120 128H122V131L120 132L119 131V129ZM8 129V128H7ZM24 129H25V127H24ZM24 129H22V130H24ZM37 129V128H36ZM46 129V128H45ZM119 129L117 130V132H120V134H123V132L124 133H126L125 131H124V127L122 126L121 127V125H120V127H119ZM134 129L136 130V131H134ZM2 130H4V129H2ZM38 130H39V128H38ZM41 130V129H40ZM64 130V129H63ZM126 130H127V128H126ZM141 130V132L139 133V132H137V131H140ZM49 131V130H48ZM148 131H150V130H148ZM7 132V131H6ZM53 132V131H52ZM69 132V131H68ZM137 132V133H136ZM151 133L153 132V131H150ZM8 133V132H7ZM71 133V132H70ZM17 134V133H16ZM118 134V133H117ZM150 134V133H149ZM148 134V135H149ZM8 135V134H7ZM13 135V134H12ZM28 135V134H27ZM52 135V134H51ZM119 135V134H118ZM125 135V134H124ZM39 136V135H38ZM106 136H108L107 134H106ZM143 136V135H142ZM154 136V135H153ZM153 136H152V138H153ZM126 137V136H125ZM129 137V136H128ZM3 138V137H2ZM15 138V137H14ZM22 138V137H21ZM27 138V137H26ZM30 138V137H29ZM32 138V137H31ZM30 138V139H31ZM36 138V137H35ZM38 138V137H37ZM51 138V137H50ZM127 138V137H126ZM140 138V137H139ZM142 138V137H141ZM146 138V137H145ZM151 138V139H152ZM5 139H7L6 137H5ZM18 139H19V137H18ZM60 139V138H59ZM129 139V138H128ZM148 139H150V137L148 138ZM37 140H39V138L37 139ZM41 140V139H40ZM51 140V139H50ZM67 140V139H66ZM110 140V139H109ZM112 140V139H111ZM114 140V139H113ZM135 140V139H134ZM133 140V141H134ZM6 141V140H5ZM8 141V140H7ZM10 141H11V139H10ZM22 141V140H21ZM25 141V140H24ZM150 141V140H149ZM9 142V141H8ZM13 142V141H12ZM30 142V141H29ZM42 142V141H41ZM53 142V141H52ZM145 142V141H144ZM11 143V142H10ZM17 143V142H16ZM119 143V142H118ZM149 143V142H148ZM163 143V142H162ZM4 144H6V143H4ZM9 144V143H8ZM18 144V143H17ZM21 144V143H20ZM46 144V143H45ZM98 144V143H97ZM123 144V143H122ZM135 144V143H134ZM146 144H147V142H146ZM13 145V144H12ZM50 145V144H49ZM115 145V144H114ZM145 145V144H144ZM143 145V146H144ZM151 145V144H150ZM150 145H148L147 144V146H148V148H149V146ZM14 146V145H13ZM17 146V145H16ZM15 146V147H16ZM21 146V145H20ZM38 146V145H37ZM36 146V147H37ZM51 146H53V145H51ZM60 146V145H59ZM63 146V145H62ZM72 146V145H71ZM99 146V145H98ZM120 146H122V145H120ZM125 146V145H124ZM146 146V145H145ZM162 146V145H161ZM22 147V146H21ZM41 147V146H40ZM39 147V148H40ZM66 147V146H65ZM136 146H134V149L136 150L137 149V147L135 148ZM152 147V146H151ZM158 147V146H157ZM156 147V148H157ZM17 148V147H16ZM50 148V147H49ZM52 148V147H51ZM56 148V147H55ZM54 148V146H53V150L55 149ZM107 148V147H106ZM130 148H133V147H130ZM153 148V147H152ZM151 148V149H152ZM41 149V148H40ZM52 149H51V151H52ZM57 149V148H56ZM56 149L54 150V151H56ZM68 149V148H67ZM70 149V148H69ZM73 149V148H72ZM75 149V148H74ZM120 149V148H119ZM126 149H127V147H126ZM145 149V148H144ZM161 149V148H160ZM24 150V149H23ZM27 150V149H26ZM29 150V149H28ZM48 150V149H47ZM57 150H59L60 151V149L58 148ZM65 150V149H64ZM133 150V149H132ZM134 150V151H135ZM140 150V149H139ZM154 150V149H153ZM38 151V150H37ZM95 151V150H94ZM113 151V150H112ZM129 151V150H128ZM137 151V150H136ZM158 151H159V148H158ZM18 152V151H17ZM32 152V151H31ZM57 152V151H56ZM61 153L60 154H63V152H62V150L60 151ZM69 152V151H68ZM80 152V151H79ZM101 154L100 155H102V152H101V150L99 151ZM137 152H139V151H137ZM140 152H141V150H140ZM139 152V153H140ZM147 152V151H146ZM151 152H153V151H151ZM156 152V151H155ZM8 153H10V152H8ZM21 153H22V151H21ZM66 153V152H65ZM84 153V152H83ZM89 153V152H88ZM93 153V152H92ZM98 153V152H97ZM115 153V152H114ZM113 153V154H114ZM129 153V152H128ZM132 153V152H131ZM135 153V152H134ZM138 153V154H139ZM158 153H161V150H160V152H158ZM30 154V153H29ZM55 154V153H54ZM74 154H76V153H73V155ZM78 154V153H77ZM81 154V153H80ZM95 154V153H94ZM99 154V153H98ZM108 154V153H107ZM117 154V153H116ZM151 154V153H150ZM152 154H154V153H152ZM151 154V155H152ZM33 155V154H32ZM36 155H37V152H36ZM59 155V154H58ZM86 155V154H85ZM99 155V156H100ZM126 155V154H125ZM133 155V154H132ZM136 155V154H135ZM134 155V156H135ZM141 155V154H140ZM145 155V154H144ZM143 154L141 155V156H143L144 157V159H141L142 157L140 156V157H134V159L136 158V159H138V160H136V165L135 166H133V164H135L134 162H135V160H134V162H133V164H132V166H131V168H128L129 166H128V164H126L128 167H126V166H123L122 165V163H120L118 166H117V162H116V169H117V172H118V170L119 171H128V173H126L127 174V176H124V175H122V174H120L121 176H123L124 178H129L130 179V177L133 175L134 177H135V179H134V181H130L129 179H128V181H126V180H124L123 178L121 179V180H123V181H120L121 183H120V187H124V188H126V190H127V187L129 186V185H131V186H133V188L134 189H137L138 188V186H140V187H142L143 186V184H144V186L146 185V187H147V181H149L151 178H153L154 179V181L153 182H155V178L154 177H151V178H149V176L152 174V172H151V174L149 173L150 171L149 170H151L152 168H154V165H151L152 163H150L147 159H145L146 157L144 156ZM14 156V155H13ZM20 156H23V155H20ZM81 156V155H80ZM83 156H84V154H83ZM95 156V155H94ZM106 156V155H105ZM107 156H109V155H107ZM117 156V155H116ZM121 156H123V155H121ZM129 156V155H128ZM148 156V155H147ZM157 156V155H156ZM158 156H159V154H158ZM162 156H163V154H162ZM24 157V156H23ZM152 157V156H151ZM6 158V157H5ZM17 158V157H16ZM130 158L132 159V157L130 156ZM149 158V157H148ZM159 158H160V156H159ZM26 159V158H25ZM28 159V158H27ZM50 159V158H49ZM62 159V158H61ZM97 159V158H96ZM104 159V158H103ZM152 159V158H151ZM162 159H164V158H162ZM7 160V159H6ZM12 160V159H11ZM26 162H27V160H26ZM54 162H55V160H54ZM113 162V161H112ZM124 162H126V160H124ZM128 162V161H127ZM152 162L154 163V160H152ZM157 162L159 163V160H157ZM1 163H2V160H1ZM7 163H8V160H7ZM38 163V162H37ZM46 163V162H45ZM53 163V162H52ZM75 163V162H74ZM77 163V162H76ZM85 162H83L82 164H84ZM90 163V162H89ZM107 163V162H106ZM109 163V162H108ZM5 164V163H4ZM19 164V163H18ZM18 164H16V165H18ZM30 164H32L31 162L29 163V165ZM40 164V163H39ZM54 164V163H53ZM73 164V163H72ZM71 164V165H72ZM86 164V163H85ZM103 164V163H102ZM155 164V163H154ZM0 165H2V164H0ZM7 165H9V163L7 164ZM21 165V164H20ZM38 165V164H37ZM36 165V166H37ZM75 165V164H74ZM87 165V164H86ZM89 165H91V163L89 164ZM131 165V164H130ZM160 165V164H159ZM162 165V164H161ZM160 165V166H161ZM19 166V165H18ZM24 166V165H23ZM34 166V165H33ZM32 166V167H33ZM110 166H112L111 164H110ZM155 166H157V165H155ZM5 167V166H4ZM31 167V166H30ZM32 167L30 168V169H32ZM74 167V166H73ZM80 167H82V166H80ZM91 167V166H90ZM159 166H157L156 168H158ZM54 168V167H53ZM70 168V167H69ZM78 168V167H77ZM107 168H109V167H107ZM119 168V169H118ZM160 168V167H159ZM48 169V168H47ZM74 169H76V168H74ZM83 169H84V167H83ZM90 169V168H89ZM92 169V168H91ZM111 169H113V168H111ZM115 169V168H114ZM123 169V170H122ZM125 169H127V170H125ZM164 169V168H163ZM28 170V169H27ZM27 170H24V172L23 173H25V171H27ZM45 170V169H44ZM77 170V169H76ZM102 170V169H101ZM106 170H108V169H106ZM136 170V171H135ZM153 170V169H152ZM154 170H159V173L161 172L160 171V169H155L154 168ZM153 170V171H154ZM28 171H30V170H28ZM53 171H55V169L53 170ZM131 171V172H130ZM19 172V171H18ZM21 171H20V173H22ZM31 172V171H30ZM97 172V171H96ZM109 172V171H108ZM115 172H116V170H115ZM120 172V173H121ZM22 173V174H23ZM28 173V172H27ZM34 173V172H33ZM39 173H40V171H39ZM42 173H43V171H42ZM48 173V172H47ZM47 173H45V174H47ZM93 173V172H92ZM110 173V172H109ZM124 173V174H125ZM154 173V172H153ZM26 174V173H25ZM44 174V173H43ZM68 174V173H67ZM117 173H115V175H116ZM156 174H158V171H157V173H155L154 175L156 176ZM168 174V173H167ZM28 175V174H27ZM32 176H34V174H31ZM105 175V174H104ZM119 175V174H118ZM162 175V174H161ZM166 174L164 173L163 174V176H165ZM39 176V175H38ZM94 176H95V174H94ZM97 176V175H96ZM14 177V176H13ZM12 177V178H13ZM92 177V176H91ZM109 177V176H108ZM119 177V176H118ZM166 177V176H165ZM34 178V177H33ZM33 178H31V179H33ZM46 178V177H45ZM75 178V177H74ZM78 178V177H77ZM85 178V177H84ZM101 178V177H100ZM121 178V177H120ZM48 179V178H47ZM51 179V178H50ZM70 179V178H69ZM88 179V178H87ZM93 179V178H92ZM96 179V178H95ZM153 179H151L150 180V183H148V184H152L151 183V181L153 180ZM162 179V178H161ZM165 179V178H164ZM1 180V179H0ZM76 180V179H75ZM101 180H104L103 179V177L101 178ZM109 180H111V179H109ZM159 180V179H158ZM34 182L36 181L37 182V180L35 179V180H33ZM43 181V180H42ZM44 181H45V179H44ZM67 181H69V180H67ZM85 181V180H84ZM88 181V180H87ZM98 181V180H97ZM115 181V180H114ZM146 181V182H145ZM77 182V181H76ZM82 182V181H81ZM95 182V181H94ZM106 182V181H105ZM112 182V181H111ZM110 182V183H111ZM158 182V181H157ZM167 182V181H166ZM166 182H164V183H166ZM74 183V182H73ZM89 183V182H88ZM96 183H98V182H96ZM2 184V183H1ZM18 184V183H17ZM38 184H39V182H38ZM43 184V183H42ZM92 185H93V183H91ZM102 183H100L99 185H101ZM156 184H158V183H156L155 182V185ZM160 184V186H162V183H159ZM158 184V185H159ZM173 184V183H172ZM36 185V184H35ZM50 185V184H49ZM77 185V184H76ZM84 185V184H83ZM89 185V184H88ZM114 185V184H113ZM134 185H135V187H134ZM110 186V185H109ZM108 186V187H109ZM152 186V185H151ZM157 186V185H156ZM166 186V185H165ZM176 186V185H175ZM174 186V187H175ZM178 186V185H177ZM180 186V185H179ZM67 187H68V185H67ZM79 187V186H78ZM98 187V186H97ZM105 187V186H104ZM112 187V186H111ZM116 187V186H115ZM150 187V186H149ZM171 187V186H170ZM13 188V187H12ZM27 188V187H26ZM35 188H36V186H35ZM38 188V187H37ZM37 188L36 189H34V186H33V189L34 190H37ZM50 188H52V187H50ZM53 188H55V189H57L56 187H53ZM52 188V189H53ZM93 188H95V187H93ZM100 188V187H99ZM114 188V187H113ZM144 188V187H143ZM142 188V189H143ZM172 188V187H171ZM181 188V187H180ZM29 189H31L32 190V187L31 188H29ZM78 189V188H77ZM115 189V188H114ZM128 189H131V191H132V195H133V197H134V192H133V190H132V188L130 187V188H128ZM162 189H163V186H162ZM165 189H167V188H165ZM173 189H175V188H173ZM34 190H33V192H31V191H29L28 193L25 191V190H22V188H21V190L20 189H18V191H20V192H16L13 196H12V194L14 193V192H12V194H11V198L10 197H8V198H10L9 199V202H11V204H9L8 206L9 207H7V205H6V203H3L4 202V197L1 199V203H0V226H1V224H4V223H6V222H9V223H11V224H9V225H14V226H16V227H18V229H19V227H21L22 226V229H26L27 231H28V229H30L31 230V228H33L32 230H33V232L35 233H32L31 231H30V233H32V234H34V235H31V234H23V233H20L18 230H16V229H13L12 228V231H10L9 233H6L5 232V230H4V232H2V230L0 231V253L1 252H3V250H9V252H11L12 254H14V257H15V255H18L17 257H18V259H19V264H66V259H67V257H66V255L67 254H65L66 252H70L71 254H72V252H75L74 251V249H73V247H74V245H72L73 247H72V250L73 251H67V249H69V247H71V243H73V242H68V240L66 241L65 239L67 238V236H65V235H67L66 234V232H68L67 231V229L65 230L66 232H60L59 233V236H60V238L62 237H66V238H63L64 240H61V239H59V238H57V239H47V236H46V239H42L41 238V235H37V232H38V229H37V225L39 224V223H41V225L44 223L45 224V222L47 221L48 223L50 222V225H51V228H52V225H56V226H53V228H56V230H57V228H59V230L61 229H64V223H63V228H62V226L60 225V226H58V224H59V221H62L63 219H64V217L62 216V215H58V213H56V211L54 212L53 211V209L54 208H52L50 211H48V210H44L43 208H41V209H43V210H41V209H39L38 208V205H40V204H37L36 205V202L34 201V199H32L33 197H34ZM43 190V189H42ZM79 190V189H78ZM81 190V189H80ZM90 190H92V189H90ZM105 190V189H104ZM104 190H102V191H104ZM107 190V189H106ZM116 190H118V188L116 189ZM122 190H123V192L125 191L123 188H122ZM138 190V191H137ZM136 191H137V193L138 194H140L139 193V190H141L140 188L139 189H137ZM146 190V189H145ZM156 190H157V188H156ZM179 190V189H178ZM6 191V190H5ZM15 191H17V190H15ZM28 191V190H27ZM51 191V190H50ZM68 191V190H67ZM82 191V190H81ZM113 191V190H112ZM121 191V190H120ZM130 192V190H127V191H125V193L124 194H127V192ZM143 191V190H142ZM153 191H154V188H153ZM152 190H151V192H153ZM171 192H173L172 190H170ZM180 191H182V189H180ZM10 192V193H11ZM72 192H73V190H72ZM74 192H75V190H74ZM86 192V191H85ZM88 192V191H87ZM105 192V191H104ZM107 192V191H106ZM114 192H115V190H114ZM118 192V191H117ZM123 192L121 193V192H118V193H115L114 195H113V197L115 198V199H113V200H111V201H114L115 202V204H119V205H122V206H119V208L121 207H123L124 208V210L126 209L125 208V204L123 203V202H125L124 201V199L125 198H123L122 199V197H121V194L123 195ZM128 192V193H129ZM146 192H147V190H146ZM163 192V191H162ZM164 192H165V190H164ZM166 192H167V190H166ZM7 193V192H6ZM54 193V192H53ZM55 193H57L56 191H55ZM80 193V192H79ZM131 193V192H130ZM136 193V194H137ZM143 193H145V192H143ZM32 194H34L33 196H32ZM52 194V193H51ZM59 194V193H58ZM67 194H68V192H67ZM70 194H72V193H70ZM77 194V193H76ZM91 194V193H90ZM135 195V197L136 198H139V197H137V196H139V195ZM150 194V193H149ZM152 194V193H151ZM155 194H156V191H155ZM165 194V193H164ZM163 194V195H164ZM167 194V193H166ZM171 194V193H170ZM1 195V194H0ZM37 195V194H36ZM35 195V196H36ZM73 195V194H72ZM78 195H80V194H78ZM111 195H112V193H111ZM146 195V194H145ZM154 195V194H153ZM158 195V194H157ZM160 195V194H159ZM168 195V194H167ZM173 195H174V193H173ZM2 196H3V194H2ZM5 196V195H4ZM7 196V195H6ZM10 196V195H9ZM60 196H61V194H60ZM62 196H64V195H62ZM61 196V197H62ZM70 196V195H69ZM76 195L74 194V196L73 197H75ZM124 196H127V198H128V196H129V198L131 197V194H129V195H123V197ZM147 196V195H146ZM151 196V195H150ZM155 196V195H154ZM153 196V197H154ZM161 196V195H160ZM176 196V195H175ZM157 197V196H156ZM165 197V196H164ZM8 198H6V199H8ZM59 198V197H58ZM69 198V197H68ZM67 198V199H68ZM102 198V197H101ZM112 198V197H111ZM144 198H145V196H144ZM158 198V197H157ZM166 199H168L167 197H165ZM171 199H172V196L170 197ZM36 199V198H35ZM64 199V198H63ZM74 199V198H73ZM77 199V198H76ZM97 199V198H96ZM132 199V198H131ZM163 199V198H162ZM11 200V201H10ZM101 200V199H100ZM126 200H128V199H126ZM145 200V199H144ZM175 200H177L176 198H175ZM76 201V200H75ZM78 201V200H77ZM121 201V202H120ZM140 201V200H139ZM142 201V200H141ZM72 202V201H71ZM86 202V201H85ZM107 202V201H106ZM113 202V203H114ZM117 202V203H116ZM120 202V203H119ZM134 202V201H133ZM143 202V201H142ZM152 202V201H151ZM8 203V202H7ZM73 203H74V200H73ZM87 203V202H86ZM112 203V204H113ZM126 203V202H125ZM141 203V202H140ZM166 203V202H165ZM169 203V202H168ZM178 203H180V202H178ZM60 204V203H59ZM61 204H62V202H61ZM60 204V205H61ZM67 204V203H66ZM74 205V204H73ZM114 205V204H113ZM180 205V204H179ZM70 206H72V205H70ZM80 206V205H79ZM83 206V205H82ZM157 206V205H156ZM78 207V206H77ZM115 207V206H114ZM114 207H113V210H114ZM118 207V206H117ZM116 207V208H117ZM72 208V207H71ZM120 208V209H121ZM179 208V207H178ZM181 208V207H180ZM48 209V208H47ZM74 209H76V208H74ZM78 209V208H77ZM165 209V208H164ZM111 210V209H110ZM122 210V209H121ZM123 210V211H124ZM44 211V212H43ZM70 211V210H69ZM75 211V210H74ZM183 211V210H182ZM47 212H48V214H47ZM86 212V211H85ZM143 212V211H142ZM141 212V213H142ZM163 212V211H162ZM185 212V211H184ZM121 213V212H120ZM140 213V214H141ZM145 213V212H144ZM43 214V215H42ZM46 214V215H45ZM130 214V213H129ZM138 214H139V212H138ZM146 214V213H145ZM164 214V213H163ZM163 214H161L159 217H158V214H157V217H152V219H153V221H157V222H159V224L161 223V225L163 226L164 224L162 223L163 222V220H165V215H163ZM190 214V213H189ZM201 214V213H200ZM212 214V213H211ZM64 215V214H63ZM65 215H66V213H65ZM69 215V214H68ZM89 215V214H88ZM149 215V214H148ZM147 215V216H148ZM71 216V215H70ZM77 216V215H76ZM91 216V215H90ZM95 216V215H94ZM113 216V215H112ZM145 216V215H144ZM143 216V217H144ZM151 216H153V215H151ZM150 216V217H151ZM177 216V215H176ZM214 216V215H213ZM63 217V218H62ZM81 217H82V215H81ZM88 217V216H87ZM92 217V216H91ZM90 217V218H91ZM114 217V216H113ZM83 218V217H82ZM145 218V217H144ZM69 219V218H68ZM68 219H67V217H66V220H67V222H68ZM72 219V218H71ZM73 219H74V217H73ZM75 219H77V218H75ZM84 219V218H83ZM92 219V218H91ZM146 219V218H145ZM144 219V220H145ZM148 219V221L149 220H151V219H149V218H147ZM65 220V219H64ZM66 220H65V222H66ZM89 220V219H88ZM101 220V219H100ZM170 220V219H169ZM83 221V220H82ZM85 221H87V220H85ZM132 221V220H131ZM152 221V222H153ZM214 221H215V219H214ZM46 222V224H48ZM91 222V221H90ZM137 222V221H136ZM53 223V224H52ZM61 222H60V224H62ZM70 223V222H69ZM75 223V222H74ZM78 223V222H77ZM141 223V222H140ZM165 223V222H164ZM43 224V225H44ZM45 224V225H46ZM144 224V223H143ZM49 225V224H48ZM73 225V224H72ZM81 225V224H80ZM84 226H78V227H76L77 229L79 228V231H74L76 234H77V232L78 233H80L82 236H84V237H82V238H86V239H84L85 241H83L84 243L83 244H85L84 245V247H86L87 246V244H89V245H93L94 247H95V250H96V248H106V250L107 249H110V250H112V251H116V252H118V253H121V252H124L125 251V254H123L122 253V255H126L127 253H130L131 252V250L132 249H130L129 247V249L128 248H126V247H124L123 245H121V244H117V243H114V242H108V241H106V242H104V240L101 242L98 238H92V237H94V234H93V230H92V232H91V230L88 228V227H85V223L83 224ZM158 225V224H157ZM4 226V225H3ZM13 226V227H14ZM39 226H40V224H39ZM47 226V225H46ZM75 226V225H74ZM128 226V225H127ZM139 226V225H138ZM159 226V225H158ZM61 227V228H60ZM91 227V226H90ZM112 227V226H111ZM151 227V226H150ZM161 227V226H160ZM48 228V227H47ZM100 228V227H99ZM21 229V228H20ZM75 229V228H74ZM88 229L90 230V231H88ZM91 229H92V227H91ZM93 229H95V228H93ZM97 229V228H96ZM129 229H130V226H129ZM132 229V228H131ZM10 230V229H9ZM50 230V229H49ZM54 230V229H53ZM100 230V229H99ZM116 230V229H115ZM22 231V230H21ZM22 232H26V231H22ZM54 232H55V230H54ZM70 232V231H69ZM73 232V233H74ZM98 232V231H97ZM131 232V231H130ZM27 233H29V232H27ZM7 234H10V235H7ZM47 234V233H46ZM72 234V233H71ZM70 234V235H71ZM79 234V235H80ZM104 234V233H103ZM52 235V234H51ZM75 235V234H74ZM107 235H110V237L111 236H113V235H111V233L110 234H107ZM106 235V236H107ZM58 236V235H57ZM73 236V235H72ZM96 236H98V234L96 235ZM100 236V235H99ZM98 236V237H99ZM122 236V235H121ZM120 236V237H121ZM109 237V236H108ZM115 237V236H114ZM119 237V238H120ZM123 237V236H122ZM74 238V237H73ZM105 238V237H104ZM117 237H115V239H116ZM80 239V238H79ZM102 239V238H101ZM112 239H114V238H112ZM70 240V239H69ZM74 240H76L77 241V238L76 239H74ZM109 240H111V239H109ZM119 241H122V240H120V239H118ZM127 240V239H126ZM125 240V241H126ZM72 241V240H71ZM117 241V240H116ZM119 241H117L118 243H119ZM78 242V241H77ZM22 243H25L26 244V246L28 247V246H30L31 248H33L31 251H27V252H25V250L24 251H22V249H24V247L25 246H23L22 247V249H21V244ZM75 245H76V243H74ZM70 245V246H69ZM128 245V244H127ZM80 246V245H79ZM79 246H77V247H79ZM93 246H92V248H93ZM83 247V246H82ZM112 247V248H111ZM21 251H20V250ZM25 249H27V248H25ZM30 249V248H29ZM82 249V251H84L83 250V248H81ZM80 249V250H81ZM18 250H19V252H18ZM87 250H89V249H87ZM95 250H93L94 252H92L91 254H96L97 252L95 251ZM99 250H101V249H99ZM103 250H105V249H103ZM35 251H37V252H40L41 254H37V253H35ZM77 252H80L79 250H76ZM86 251V250H85ZM90 251V250H89ZM133 251V250H132ZM88 252V251H87ZM87 252H84V253H87ZM96 252V253H95ZM105 252V251H104ZM110 252V251H109ZM5 253V252H4ZM28 253V254H27ZM83 253V252H82ZM112 253V252H111ZM115 252H113V254H114ZM131 253H133V252H131ZM2 254V253H1ZM26 254V256L27 257H25V256H23V255H25ZM74 254V253H73ZM89 254V253H88ZM90 254V255H91ZM99 254V253H98ZM109 254V253H108ZM113 254H112V256H113ZM116 255H117V253H115ZM147 254V253H146ZM5 255H7V254H5ZM116 255H115V257H116ZM129 255V254H128ZM0 256H2V255H0ZM103 256V255H102ZM109 256H111V254L109 255ZM8 256H6V261H2V263H4V264H18V262L16 261V260H18L17 259V257H16V259H15V261L13 260L14 259V257H13V261H7V258ZM10 257H11V255H10ZM84 257V256H83ZM90 257V256H89ZM89 257H87V258H89ZM94 257H95V255H94ZM101 257V256H100ZM100 257H98V258H100ZM108 257V256H107ZM122 257V256H121ZM126 257V256H125ZM133 257V256H132ZM2 258H4V257H2ZM91 258V257H90ZM95 258H97V255H96V257ZM102 258V257H101ZM114 258V257H113ZM117 258V257H116ZM21 259V260H20ZM92 259V258H91ZM111 259V258H110ZM94 259H92L90 262H94L93 261ZM97 260H99V259H97ZM113 261V260H112ZM1 262V261H0ZM99 263H101V262H99ZM1 264V263H0ZM91 264V263H90Z\"/></svg>", "mask_w": 264, "mask_h": 264}]
</instances>
